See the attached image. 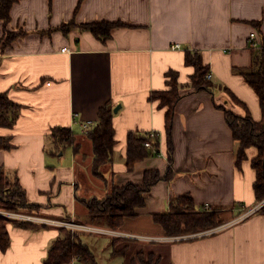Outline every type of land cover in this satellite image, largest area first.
<instances>
[{
	"label": "crops",
	"instance_id": "obj_1",
	"mask_svg": "<svg viewBox=\"0 0 264 264\" xmlns=\"http://www.w3.org/2000/svg\"><path fill=\"white\" fill-rule=\"evenodd\" d=\"M9 21L5 25L0 20V95L7 94L22 109L13 128L0 127V137H11L13 145L0 149V169L18 178L30 203L44 207L39 219L46 227L10 225L11 246L0 251V264H44L63 229L47 223L76 220L103 230L80 233L98 262L100 248L111 264H130L142 251L160 257L161 264H264V202L256 203L252 168L258 150L249 149L246 161L237 166L240 143L217 108L240 116L247 109L257 122L263 120L261 102L241 72L252 68L255 53L264 48V0H19ZM106 23L124 26L106 41L81 28ZM70 24L75 27L67 28ZM5 32L23 34L3 49ZM253 33L258 48L251 44ZM187 52L200 53L209 67L212 93L188 87L195 70L186 64ZM170 72L184 87L171 134L166 131L167 108L150 101L153 93L170 90ZM224 88L246 108L228 100ZM108 106L113 110L115 155L97 176L88 133ZM55 129L70 130L73 145L58 144L51 136ZM153 132L158 133L152 141L158 154L129 172V134ZM154 171L162 180L137 217L126 218L113 231L86 223L85 202L104 200L114 188L128 184L142 186L145 175ZM185 195L197 211H221L224 225L168 238L154 216L169 213L171 202ZM73 262L69 264H80Z\"/></svg>",
	"mask_w": 264,
	"mask_h": 264
},
{
	"label": "trees",
	"instance_id": "obj_2",
	"mask_svg": "<svg viewBox=\"0 0 264 264\" xmlns=\"http://www.w3.org/2000/svg\"><path fill=\"white\" fill-rule=\"evenodd\" d=\"M19 0H0V20L5 25L10 21V11L14 4ZM123 24H91L81 26L84 30L93 33L97 38L106 41L111 38L112 31L121 28ZM259 26V25H257ZM74 28V24L66 26ZM65 28V27H64ZM67 31L64 29V32ZM23 33L19 34L22 35ZM5 39L1 45L3 49L9 46L13 41L19 38L18 35H12L5 32ZM264 48L255 53L253 66L249 71H242L245 82L252 90L255 91L261 102V111L263 120L257 122L246 109V115H237L233 110L223 106H217L225 114L227 124L233 132V138L240 143V152L237 158V166L246 161L247 151L251 148H257L258 156L252 163V168L257 175L254 184L256 203L264 202ZM187 66L193 67L195 72L192 77L191 84L188 86L193 92L212 93L214 85L212 79L207 80L210 73L209 67L204 65L202 56L198 52L185 55ZM170 80L167 85L170 90L165 92H155L150 98L151 102L158 101L160 108L166 109V131L171 134L174 121V113L178 103L183 95L181 91L183 85L178 83V75L170 72L166 74ZM229 98L236 103L237 106H244V103L227 88H224ZM246 108V107H245ZM21 106L13 102L10 97L0 95V127L13 128L16 120L21 112ZM99 122L93 131L89 132V138L95 152L94 175H100V171L112 164L116 146L115 130L113 127V110L105 107L99 113ZM53 139L61 146L73 145V137L68 129H55L51 135ZM147 142H151L149 134L130 133L127 141V157L126 163L129 172H133L139 162L153 157L157 150L149 151L145 147ZM157 145L154 144V148ZM13 148L12 138L0 137V149L11 150ZM171 154L173 152L172 143H169ZM171 170L167 177L170 175ZM144 184L138 186L128 184L122 188H114L112 194L104 199L97 198L89 202H85L88 208L89 226L102 227L109 231L119 230L123 227L126 218H135L138 216L140 209L144 208L146 199L151 193L152 188L162 180L159 172L147 173L145 175ZM171 208L167 214H156L154 221L162 227L165 235L170 237H184L189 235H198L199 233L212 231L224 225V221L220 218L221 211L213 209L211 212L196 209L193 199L189 195L183 196L170 204ZM43 206L40 204L30 203L25 189L22 187L18 178L4 169H0V211L5 213L38 215L41 214ZM264 213L262 209L261 213ZM79 222V221H78ZM15 225L20 228L39 230L45 228L29 222H20L11 218L0 216V251L6 253L11 246L9 226ZM83 234V233H82ZM80 233H73L70 229H61L57 239L53 242L48 257L44 264H69L78 261L80 264H99L96 256L89 249L88 245L83 243ZM120 241V240H119ZM117 242V240H116ZM125 249L124 255L128 253ZM113 259L118 258L117 252L113 255ZM161 259L154 254H146L141 252L131 258L130 264H161Z\"/></svg>",
	"mask_w": 264,
	"mask_h": 264
},
{
	"label": "built area",
	"instance_id": "obj_3",
	"mask_svg": "<svg viewBox=\"0 0 264 264\" xmlns=\"http://www.w3.org/2000/svg\"><path fill=\"white\" fill-rule=\"evenodd\" d=\"M255 41H256V34L253 33L252 36H251V42H252L251 44L253 45L254 48L260 47V45L258 43H256ZM179 48H180V46L175 47V49H179ZM212 77H213V74L209 73V75L207 76V80L212 79ZM86 127H88V126H85V128ZM87 133H88V131H87ZM149 138H150L151 142H147L145 144V147L148 148L149 150H153L152 141L155 140L156 138H158V133H155V132L150 133L149 134ZM156 153H157V151H156ZM204 210H205V212H211V209L209 207H205ZM0 216L6 217V218L11 217L10 214H6V213L1 212V211H0ZM39 218H41V217H38V219H37V218H34V217H30V216H27V217H24V218L20 216V217H17L16 220L20 221V222H29V223H32V224L44 226L43 225L44 222L41 221ZM47 224L59 226V227L64 228V229L70 228L73 231V233H82V232H89V233H92V234L104 233L103 230H99L98 228L96 229V228H93V227L81 226V225H79L77 223H74V222H71V224H60V223H57V222L53 221V222H48ZM68 225H71V227H68ZM114 235H117L118 237L127 238L129 240H135V241H141V240L145 241V240H147V237H145V236H134V235H129V234H126V235L114 234Z\"/></svg>",
	"mask_w": 264,
	"mask_h": 264
},
{
	"label": "rangeland",
	"instance_id": "obj_4",
	"mask_svg": "<svg viewBox=\"0 0 264 264\" xmlns=\"http://www.w3.org/2000/svg\"><path fill=\"white\" fill-rule=\"evenodd\" d=\"M228 98V100H230L229 99V97H227ZM239 110V109H238ZM2 212V211H1ZM5 213V212H4ZM6 214H8V213H6ZM10 214V216L11 217H9V218H11V219H14V220H16L17 219V217H27V216H30V217H34V218H37L38 219V217H43V214H38V215H29V214H27V213H24V214H14V213H9ZM8 218V219H9ZM17 221V220H16ZM77 224H82V222H78L77 220L75 221ZM74 222V223H75ZM68 223V222H67ZM66 224V223H65ZM68 224H71V223H68ZM65 226V225H64ZM46 227V226H45ZM68 227H71V225H68ZM50 229H52V228H50ZM55 229H57V228H55ZM68 229H70V228H68ZM67 229V230H68ZM71 230V229H70ZM72 231V230H71ZM73 232V231H72ZM83 234H88V233H85V232H83ZM102 239H104V240H106V241H108L109 239H107V238H102ZM105 243V241H103L102 240V242H100V247H102V245ZM97 252H98V256H99V262L101 263V264H111L110 263V260H109V257L106 255L107 253H105L106 251L105 250H101L100 248L99 249H97ZM104 252V253H103Z\"/></svg>",
	"mask_w": 264,
	"mask_h": 264
},
{
	"label": "water",
	"instance_id": "obj_5",
	"mask_svg": "<svg viewBox=\"0 0 264 264\" xmlns=\"http://www.w3.org/2000/svg\"><path fill=\"white\" fill-rule=\"evenodd\" d=\"M120 109V108H119ZM119 109L117 108L114 112L117 113L119 111Z\"/></svg>",
	"mask_w": 264,
	"mask_h": 264
}]
</instances>
